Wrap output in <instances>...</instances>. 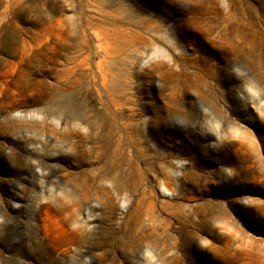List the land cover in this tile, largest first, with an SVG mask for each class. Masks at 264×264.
<instances>
[{
	"label": "rangeland",
	"instance_id": "obj_1",
	"mask_svg": "<svg viewBox=\"0 0 264 264\" xmlns=\"http://www.w3.org/2000/svg\"><path fill=\"white\" fill-rule=\"evenodd\" d=\"M234 1L226 17L224 0H0V264H264V53L228 57L216 38L243 14L264 32V0ZM175 14L184 16L178 37ZM130 32L138 36L131 46L109 38ZM164 91H182L187 112L167 107L164 134L154 139L173 134L176 148H164L189 154L178 178L194 158L198 178L183 181L194 210L186 218L161 211L169 194L153 174L162 151L143 137L124 141L116 171L124 174L128 161L143 178L124 191L144 188V198L155 199L125 227L124 191L114 190L116 174L104 176L93 114L110 99L151 105L149 96ZM196 91H212L216 105ZM207 112L216 131L204 125ZM238 141L232 150L249 173L237 181L231 168L228 180L223 152ZM83 189V203L63 210ZM103 189L109 204L97 194ZM82 216L91 223L80 236L72 222ZM199 236L219 250L205 253Z\"/></svg>",
	"mask_w": 264,
	"mask_h": 264
},
{
	"label": "bare ground",
	"instance_id": "obj_2",
	"mask_svg": "<svg viewBox=\"0 0 264 264\" xmlns=\"http://www.w3.org/2000/svg\"><path fill=\"white\" fill-rule=\"evenodd\" d=\"M224 1L227 8V17L231 7H233L235 4V1ZM237 5H240V3ZM252 10H256V8L254 7ZM183 17L184 16L182 14L180 16L175 14V18L172 19L177 37L179 23H181L180 21L184 20ZM167 19L170 20V17ZM183 22L186 23V21ZM143 23L145 24V22ZM110 37H113V40H115L117 44L125 46L133 45L138 38L135 32H130L129 34L125 35L117 33L109 35V38ZM106 38L107 35L103 34L101 41H105ZM216 38L227 45V54L229 55L228 57L235 56L237 58L248 54L250 57L255 56V58L260 59L264 53V32L260 27V22L258 26L257 22H254L252 19L248 20L247 17H244V14L240 20L221 26ZM196 92L197 95H201L204 98V101L207 103L214 106L216 105V97L212 91ZM181 93L182 91H168L166 94L160 92L156 96H149V99L155 101V103L152 102L153 104L151 105L145 103L142 107H132L131 105L126 106V101L121 102L120 99H110L109 104L104 106L98 113L96 112L93 114L94 116H97L99 119H101V123L99 124L100 146L98 147L100 150V158L104 160L105 165L107 166V172L104 176L116 174L113 175V178L117 179V182H115L114 186V190L117 193L121 194L122 191L127 189V186H131L132 184L135 185V183L138 184L140 180H143L141 177L142 175L135 168V164L129 163L128 161L126 164L127 169L124 174L116 171L118 167L117 165L122 160L120 152L122 149L120 142L125 141L126 145L137 144L141 137H143L144 139L153 141L154 148L157 150L160 149L162 151L160 154L154 153V151H152L161 161V168L158 170L156 169L153 174V179L157 187L162 188L163 192L169 194L168 197H163L159 202L161 211L165 212L169 216H173V218H186V215H189V213H192L194 210V207H192V202H194V191L189 186L184 185L183 181H185L187 178H190L192 181L196 180L198 178L197 168L194 158L189 157L188 160L193 165V170L187 171L182 178H178L177 173H179V170L183 168L180 162H182L183 156H188L189 154H178L173 150L168 151L164 148L170 146L173 149L176 148L171 141L173 134H170V137L169 135L167 136L168 142L166 143L157 139L155 140L154 138L155 135L157 136V134L159 136V133H162V135L164 134L160 131L161 127L159 126L163 121L167 107L173 106L177 110L187 112L184 101H181V99L183 100V98H181ZM184 96L185 95H183V97ZM177 101L179 103H177ZM174 104H177V106H174ZM204 116L207 117L204 124L206 128L209 130L211 129V131H216L220 127L219 121L213 112H207ZM234 128L237 129L238 134L242 133L244 130L240 125H237V127ZM209 137L210 134L202 135L201 140H204L205 142ZM233 145H237L240 149L243 145V142H234L230 147L225 148V151L223 152L224 157H222L221 161V174L226 175L227 173V179L232 180L228 173H231V168H233L231 173L232 178L236 179L237 181H242L244 176L249 173V170H247L243 163L239 160L240 154H237L239 149L236 151L232 150ZM233 154H236V161L234 162L232 160V158H234ZM226 176L224 179H226ZM101 177L102 176L99 175L100 179ZM121 181H123L125 185L122 184ZM209 184V180L205 179V186ZM84 192L85 189L80 191L81 194H79L76 190H73L72 193L74 194V197L71 200V203L63 206V210H74L79 203H83ZM97 194H99L100 197L104 199L106 204H109L108 190L103 189L102 191L97 192ZM121 195L123 204L127 205L126 212L123 214L125 227L127 220H129L134 214L144 212L147 215L155 207V199L146 200L144 198V188L140 189V191H136V193L133 194H128L124 191V193ZM61 209L62 208L58 210L60 211ZM90 223L91 221L87 220L83 216L82 218L79 217L78 222H72L73 228H75V230L80 233V236H83L86 231V225H90ZM138 223L139 217L134 218L132 222V228L135 229ZM169 224L170 221H165V226H169ZM197 241L199 242L200 246L203 247V251L205 253H215L217 250H219L212 245L210 240L203 236L197 237Z\"/></svg>",
	"mask_w": 264,
	"mask_h": 264
}]
</instances>
